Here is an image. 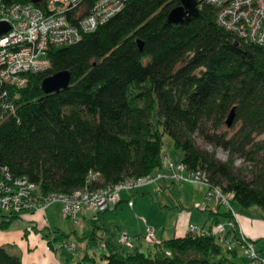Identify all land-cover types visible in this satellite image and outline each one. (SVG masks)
Masks as SVG:
<instances>
[{
  "label": "trees",
  "instance_id": "1",
  "mask_svg": "<svg viewBox=\"0 0 264 264\" xmlns=\"http://www.w3.org/2000/svg\"><path fill=\"white\" fill-rule=\"evenodd\" d=\"M194 1L191 13L170 23L167 15L181 0H126L78 41L50 46L43 55L50 66L26 72L24 86L0 85V177H24L42 197L113 186L166 171L162 146L168 134L182 152L184 169L200 172L207 192L218 188L230 204L264 210V48L219 25L214 5ZM62 70L70 75L67 87L42 91L41 81ZM217 147L225 160L217 157ZM176 185L160 184L158 193L174 200L167 207H182ZM105 210L89 214L82 239L90 247L101 240L95 223ZM203 211L199 230L158 240L146 251H106L105 244L97 259L85 254L75 264H249L236 246L222 249L213 232L215 224L231 222L224 237L240 245L226 205L216 199ZM17 216L1 213L0 228ZM51 233L52 239L42 237L50 249L61 250L65 264L74 251L63 247L66 235L58 228ZM256 250L264 256L263 247ZM0 264L22 262L0 245Z\"/></svg>",
  "mask_w": 264,
  "mask_h": 264
},
{
  "label": "built area",
  "instance_id": "2",
  "mask_svg": "<svg viewBox=\"0 0 264 264\" xmlns=\"http://www.w3.org/2000/svg\"><path fill=\"white\" fill-rule=\"evenodd\" d=\"M126 0H41L25 3L0 0V22L8 24V30L0 34V85L22 87L26 83L28 71L47 69L50 61L43 55L54 45L71 44L78 41L82 34L94 30L98 24L106 21L122 9ZM216 7V21L225 29L237 36L254 42L264 48V0H205ZM4 92L2 93V95ZM166 171H158L137 178H129L116 185L90 188L84 186L70 194H56L42 197L36 191V185L24 177L10 181V177L1 173L0 177V214L12 212L17 215L41 212L53 201L61 204V216L79 223L82 213L95 214L115 204L120 191H133L148 184H154V190L160 191V184L167 179L187 183L201 182L202 175L198 171L184 174V166L180 163L174 167L172 163H164ZM96 175V173L94 174ZM231 211L237 222V214L229 199L223 196L220 189L212 193ZM131 205V200L128 201ZM143 239L145 243H155L152 227L141 218ZM231 222L217 223L213 232L224 242L227 249L235 244L226 239V226ZM190 230H199L191 225ZM240 232V231H239ZM240 246L249 264H264L253 244L240 234ZM225 239V241H223ZM120 243L132 248L129 235L123 232ZM64 248L75 250L73 243H64ZM105 242H100V248Z\"/></svg>",
  "mask_w": 264,
  "mask_h": 264
},
{
  "label": "rangeland",
  "instance_id": "3",
  "mask_svg": "<svg viewBox=\"0 0 264 264\" xmlns=\"http://www.w3.org/2000/svg\"><path fill=\"white\" fill-rule=\"evenodd\" d=\"M197 142L201 146H204L206 149L211 150L213 148L211 145L203 143L199 139L197 140ZM214 150H215V153H216L218 158H220L222 160L226 159V152L224 150H222L219 147H217ZM162 152L164 154V158H163L164 162L172 163V165L174 167H177L180 165L181 158H182V152L179 148H177L173 145L172 139L168 134H165L163 137ZM234 163H235V165L239 166L242 164V160L240 158H236ZM184 173H186V175H187L186 170H184ZM169 181L170 180L167 179L165 182L168 183ZM175 182L178 184V186L181 185L179 188H181V187L187 188L185 190L180 189L178 191L177 197L179 198L180 203L182 205L181 208L167 207V206L163 205L165 202L171 204V202L174 200L173 199L167 200L168 196L166 194L156 192L154 190V186H153L154 184L145 185V186H149L150 192L146 190L145 194H143L142 196H136L135 197V198L141 199L142 201L149 199L151 206H149V210L146 211L147 216L150 219H154L158 222H166V226H165L166 229L169 228L173 223H177V225L180 226L183 222H185L187 217H190V216L192 218L191 224L192 223L196 224L195 220H198V216L200 217L201 215H203V219H204V217H206V211L201 210V207H202L201 203L204 202L205 205L211 207L216 202L215 196L213 194H211V195L208 194L206 187L203 184H201V182H197V183H187V182H183V181H175ZM186 190H190V191H186ZM59 203H60L59 201L58 202H52L49 204L50 207H49V205L47 206L48 208L46 207V209H47L46 212L48 215L45 214V216L47 215V217H49V220L47 219V217L45 218L41 214L38 215L39 214L38 212L31 213L28 216L33 217V219L38 218L36 220L38 222L44 221L46 223L45 226L49 225V226H52V228H58L61 232H63L66 235L65 237H63V241L72 242L75 245V248L77 246V248L80 249V247L85 244V239H82V237H83L82 232H83V229L85 228V221L80 219L79 223L75 224L69 218H62L61 217V210H60L61 207H59L60 206ZM231 204H232V207L234 210L242 208V206H240L235 201L232 202ZM123 205L124 206L127 205L126 202ZM58 208H59L60 212H58ZM243 208L248 210L250 216L260 217V218L264 219V210H262L258 206L252 205L250 207H243ZM109 211H110L109 209L103 211L104 214H107V218L105 219L104 229L103 230L97 229V234H98V236L101 237L102 241L108 239L110 241V244H111L113 250H116L118 252H125L128 248L125 245L120 243V237H121V234L123 232H126V230H122L123 229L122 227L116 228V226H115L116 223H115L114 219L113 218L108 219V215L110 213ZM103 213H101V215ZM111 213H113V212H111ZM25 217H23V215H18L17 218L12 220V222L9 224V226L6 229L0 228V240H5L6 238L14 236L16 229H18L19 227L20 228L24 227V229H25L26 226H28L29 224L31 225L32 222L28 221ZM119 218H120L121 222H122V220L124 222L128 221V216H126L123 212L119 214ZM131 218H133L132 214H131ZM189 225H190V223H189ZM196 225H198V228H200L199 226H201L199 223H197ZM35 226H37V225H35ZM42 227H44V226H42ZM190 227H191V225L189 226V228L188 227L187 228L190 229ZM52 228H50V229L42 228L38 231V229H36V227H35L34 230L38 231V232H35L30 227H28V234L38 238V237H42L43 234L48 233L49 239H52V236H53L51 233ZM127 234H129V233H127ZM129 237H130V239H132L131 235ZM246 238H248V237H246ZM248 239L253 244L255 249H259L260 247L264 248V237H259L256 239L255 238L254 239L248 238ZM43 240L47 241L46 238H43ZM101 240H100V242H101ZM136 241H137V247L143 251H146L147 248L152 245L151 243H149V244L145 243L143 237L140 239L137 238ZM100 242L90 247L91 248L90 251L95 254L94 257H96V258L98 257V255L100 253H102V251L100 250ZM133 242L134 241H132V245H133ZM57 243H59V241L54 240V244H57ZM232 243L235 244L238 254L243 255L242 247L235 240H232ZM221 245H222V249H224L225 244L223 242H221ZM12 249L18 250L16 245ZM12 249L10 248L11 252H13ZM56 252H58V248H57ZM75 252H76V249L72 253L73 254L72 257L75 256Z\"/></svg>",
  "mask_w": 264,
  "mask_h": 264
},
{
  "label": "crops",
  "instance_id": "4",
  "mask_svg": "<svg viewBox=\"0 0 264 264\" xmlns=\"http://www.w3.org/2000/svg\"><path fill=\"white\" fill-rule=\"evenodd\" d=\"M180 186L181 185L178 186V184L176 185L178 191L180 189L182 190L187 189L185 187L179 188ZM146 190L150 192L149 186H143L139 190L133 191V192L132 191L127 192V191L122 190L120 191L119 198H118L119 201L117 202V204L113 208L112 207L109 208L110 213L108 215V219L113 218L116 223L115 225L116 228L122 227L123 228L122 230H126V233H129L128 235L132 236V239L130 240H131V243L132 241H134L132 245L133 247H137L136 240L137 238L139 239L142 238V235H143V224H142L141 218H144L145 221L152 227L154 237L156 240L182 236L184 235L186 231L189 230L188 228L190 225H195L196 227H198V225L196 224L199 223L201 225L199 226L200 228L203 226V223L206 219V217H204L203 219V215H201L200 217L198 216V220H195L196 224H193V223L191 224L192 218L190 216V217H187L185 222H183L180 226H178L177 223H173L167 229L165 227L166 222H158L154 219H150L146 213V211L149 210V206H151L149 199L142 201L139 198H135L136 196H142L143 194H145ZM186 191H190V190H186ZM129 200L132 201L131 205L128 204ZM125 202L127 205L124 206L123 204ZM201 206H202L201 210H203L206 205L203 202L201 203ZM46 210L47 209L41 212H38L39 213L38 215L41 214L46 218L48 215ZM58 212H60L59 208H58ZM122 212L126 216H128L127 222H124L123 220L121 222L119 218V214ZM235 212L237 214L238 229L241 234H243L244 236L248 238H253V239L264 237V219L263 218L250 216L248 210L244 209L243 207L241 209H236ZM29 214L31 213H24L22 215L23 217L26 216L25 218L28 221H31L32 224L31 225L29 224L28 226H26L25 229L24 227L23 228L19 227L18 229H16L14 236L6 238L5 240H0V245H4L7 251H9L10 253L17 254L20 257L22 264H63V261H62L63 257L60 255L61 250H58V252H56L48 248L46 241L43 240V237L37 238L35 236H31L28 234V227H30L32 230H34L36 227V229H38L39 231L42 228L50 229L52 228V226H49V225L45 226L46 223L44 221L38 222L36 221L38 218L33 219V217L28 216ZM45 214L47 215L45 216ZM131 214L133 218H131ZM89 216H90L89 213H83L80 215V219L85 221V228L83 229L82 236L83 234L87 233L90 228L91 224H90ZM106 218H107V214L103 213L102 215L101 214L98 215V221L97 223H95V225L99 226V229L103 230ZM47 219L49 220V217H47ZM38 231H35V232H38ZM103 242H105L106 244V248H105L106 251L113 250L110 244V241L108 239L103 240ZM58 244L56 245L54 244L55 247ZM15 245L18 248V250L12 249L13 247H15ZM10 248L13 250V252L10 251ZM90 249H91L90 246L87 245V240H85V244L81 246L80 249L77 248L76 246L75 256L67 260L65 264H75L85 254H88L89 256L95 255L93 252L90 251ZM113 251H116V250H113Z\"/></svg>",
  "mask_w": 264,
  "mask_h": 264
},
{
  "label": "water",
  "instance_id": "5",
  "mask_svg": "<svg viewBox=\"0 0 264 264\" xmlns=\"http://www.w3.org/2000/svg\"><path fill=\"white\" fill-rule=\"evenodd\" d=\"M33 3H39L41 0H30ZM195 1L194 0H181V4L172 8L168 15L167 20L170 23H177L182 21L187 13H191L194 10ZM8 30V24L6 22H0V34L5 33ZM139 47H141V42H137ZM70 75L67 70L58 71L52 75L45 77L41 81V89L44 92H58L60 89L67 87L69 83ZM233 109L230 110L226 117L225 123L230 126L232 123L234 113Z\"/></svg>",
  "mask_w": 264,
  "mask_h": 264
}]
</instances>
